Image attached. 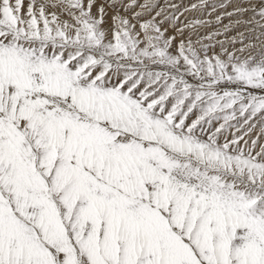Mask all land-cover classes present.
Wrapping results in <instances>:
<instances>
[{
	"label": "snow or ice",
	"instance_id": "obj_1",
	"mask_svg": "<svg viewBox=\"0 0 264 264\" xmlns=\"http://www.w3.org/2000/svg\"><path fill=\"white\" fill-rule=\"evenodd\" d=\"M0 264H264V0H0Z\"/></svg>",
	"mask_w": 264,
	"mask_h": 264
},
{
	"label": "rangeland",
	"instance_id": "obj_2",
	"mask_svg": "<svg viewBox=\"0 0 264 264\" xmlns=\"http://www.w3.org/2000/svg\"><path fill=\"white\" fill-rule=\"evenodd\" d=\"M176 2H179V0H176ZM185 2H187V0H185Z\"/></svg>",
	"mask_w": 264,
	"mask_h": 264
}]
</instances>
